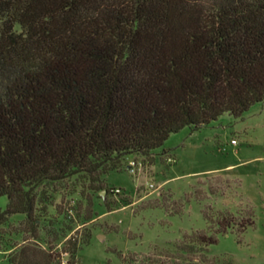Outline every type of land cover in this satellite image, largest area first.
Instances as JSON below:
<instances>
[{"label": "trees", "instance_id": "trees-1", "mask_svg": "<svg viewBox=\"0 0 264 264\" xmlns=\"http://www.w3.org/2000/svg\"><path fill=\"white\" fill-rule=\"evenodd\" d=\"M260 102L264 0H0V226L22 214L33 227L8 245L10 263L79 264L88 240L57 249L36 229L58 183L110 193L101 178L128 156ZM206 217L211 231L187 246L252 225Z\"/></svg>", "mask_w": 264, "mask_h": 264}, {"label": "rangeland", "instance_id": "rangeland-1", "mask_svg": "<svg viewBox=\"0 0 264 264\" xmlns=\"http://www.w3.org/2000/svg\"><path fill=\"white\" fill-rule=\"evenodd\" d=\"M101 179L110 193L89 191L81 178L56 185L38 214L43 245L54 240L47 232L57 234V249L79 235L88 240L79 264H264V102L240 118L224 114L200 129L186 127L151 156L130 155ZM8 203L0 198L2 210ZM218 212L252 225L217 235L208 248L187 246L186 237L211 231L206 215L215 220ZM32 228L22 214L0 226V264H11L8 245L29 242L22 231Z\"/></svg>", "mask_w": 264, "mask_h": 264}, {"label": "built area", "instance_id": "built-area-1", "mask_svg": "<svg viewBox=\"0 0 264 264\" xmlns=\"http://www.w3.org/2000/svg\"><path fill=\"white\" fill-rule=\"evenodd\" d=\"M232 144H236V141L235 140H232ZM134 165H135V162L132 163V166H134ZM115 192H120V190L119 189H116Z\"/></svg>", "mask_w": 264, "mask_h": 264}, {"label": "water", "instance_id": "water-1", "mask_svg": "<svg viewBox=\"0 0 264 264\" xmlns=\"http://www.w3.org/2000/svg\"><path fill=\"white\" fill-rule=\"evenodd\" d=\"M104 194H105V192L102 193V195H104Z\"/></svg>", "mask_w": 264, "mask_h": 264}]
</instances>
